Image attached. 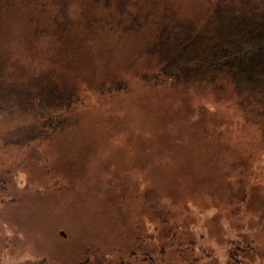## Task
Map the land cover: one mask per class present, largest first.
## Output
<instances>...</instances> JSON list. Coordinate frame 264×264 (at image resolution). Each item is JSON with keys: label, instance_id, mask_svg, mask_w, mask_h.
<instances>
[{"label": "rangeland", "instance_id": "obj_1", "mask_svg": "<svg viewBox=\"0 0 264 264\" xmlns=\"http://www.w3.org/2000/svg\"><path fill=\"white\" fill-rule=\"evenodd\" d=\"M119 1L0 3V50L17 60L27 45L53 46L33 71L71 77L83 102L75 124L51 138L23 137L16 108L2 109L0 264H264V131L229 82L158 72L144 84L142 70L161 68L168 52L144 53L160 42L159 23L108 32L119 26L106 14H169L174 33L196 27L200 46L210 22L222 24L212 37L238 26L216 13H253L260 0ZM84 13L102 14L88 24ZM84 62L109 66L127 90L98 100L77 78L90 76Z\"/></svg>", "mask_w": 264, "mask_h": 264}, {"label": "trees", "instance_id": "obj_2", "mask_svg": "<svg viewBox=\"0 0 264 264\" xmlns=\"http://www.w3.org/2000/svg\"><path fill=\"white\" fill-rule=\"evenodd\" d=\"M8 1L11 0L0 1L1 7H8ZM118 3L124 7L128 6L126 0ZM108 5L111 7L112 3L104 2L102 6ZM251 10L253 13H216L217 17H222L224 23H229L233 19L238 26L227 33L218 30L217 35L212 37V32L222 24H217V20L210 22L207 26V38L200 46L196 40L199 36L196 27L188 25L190 30L174 33V28L167 26L172 19L169 14L161 18L157 17L158 13H149V11L106 14L119 26V29L108 32L127 30L132 32L137 31L138 28L146 29V26H143L144 22L159 23L157 25L161 29L157 35L162 36L161 40L148 44L149 47L144 49V53L151 51L156 56L159 55V51L163 53L164 47L168 52L164 55L161 68L147 67L142 70L141 77L144 84L149 85L150 82L153 84L158 72L161 76H170L171 79L177 77L193 82L221 79L229 82L241 95L240 105L247 111L245 118L252 120L253 124L264 131V0L256 3L254 1ZM100 14L102 13H84V19L89 24L92 20H98ZM178 20L180 22L177 25L185 26L182 19ZM107 22L110 23V20L108 19ZM85 28H88V25H85ZM97 33L100 35L103 32L97 30ZM172 35L181 37V41L178 38L173 39ZM178 42H181L180 45H176ZM120 46L122 47L121 42ZM53 49L54 47L50 45L45 53L27 45L24 49L20 48V53L23 55L21 58L17 57L20 63H17L16 58H11L10 51L3 53L0 50V114L2 115L5 105L14 106L17 110V122H13L24 133L29 134L23 137H54L52 134L66 131L80 117L79 111L83 102L79 100L81 96L78 97L75 84H71V77L51 75L53 73L51 70L43 71L42 67L38 71H33L34 67L44 63L42 61L50 56L55 57L52 55ZM87 52L88 50L84 53ZM91 59L98 64L105 60L102 57L93 58V54ZM8 60L13 63H7ZM95 62H84L81 66L85 74H90L87 78L83 77V74L77 77L84 82L86 86L83 87L84 89H92L99 93L98 100L101 101L112 92L127 90L124 82L120 87L117 79L113 81V69L109 66L105 68V65L100 67ZM64 73L68 74L67 71ZM88 103L90 104L89 101L84 102V106L87 107ZM230 264L243 263L239 258L232 256Z\"/></svg>", "mask_w": 264, "mask_h": 264}]
</instances>
